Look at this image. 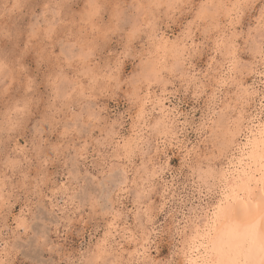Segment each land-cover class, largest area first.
Wrapping results in <instances>:
<instances>
[{
  "label": "snow or ice",
  "instance_id": "6c2138e0",
  "mask_svg": "<svg viewBox=\"0 0 264 264\" xmlns=\"http://www.w3.org/2000/svg\"><path fill=\"white\" fill-rule=\"evenodd\" d=\"M41 3L15 0L11 10L27 17L28 7L39 13ZM42 6L35 22L0 20V164L11 172L0 183L7 187L11 179L20 208L9 227L30 232L39 244L47 241L53 218L78 209L111 204L117 216L150 218L142 194L133 199L130 185L138 184L133 169L143 145L137 137L143 138L151 90L176 79L191 84L197 57L207 56V70L201 69L206 90L196 96L209 101L193 125L200 147L188 155L199 160L202 194L206 189L215 203L216 195L227 193L213 212L220 226L203 236L197 228L192 238L185 227L171 240L161 231L158 259L140 261L132 252L125 262L91 251L78 264H264V0H237L226 14L228 6L215 0H87L79 20L58 12L69 5ZM248 9L253 16L260 12L258 44L251 29L244 31ZM169 30L175 40L162 35ZM170 54L177 61L171 68ZM257 73L258 82L252 79ZM225 91L231 98L224 106L213 103ZM124 193L128 200L121 203ZM0 204L9 207L2 196ZM68 247L55 250L63 256Z\"/></svg>",
  "mask_w": 264,
  "mask_h": 264
},
{
  "label": "rangeland",
  "instance_id": "374dc122",
  "mask_svg": "<svg viewBox=\"0 0 264 264\" xmlns=\"http://www.w3.org/2000/svg\"><path fill=\"white\" fill-rule=\"evenodd\" d=\"M14 2L15 0H0V20H4L7 15L13 25L17 20L24 21L27 18L30 22H35L34 18L37 15L42 17L45 12L43 3L69 5L68 9H61L58 12L64 11L69 20L73 16L79 20L87 0H42L39 13L34 6L28 7L27 17L23 10L15 12L11 10V4ZM97 2L102 4L105 0H97ZM215 2L217 3L218 0ZM232 2H237V0H231L226 6L231 7ZM253 2L259 3V0H253ZM25 3L34 5V0H25ZM128 3L132 4L133 0H128ZM76 4L79 7H75ZM5 5L8 7L6 8ZM225 11L226 9L224 10L226 14ZM252 11L253 9H248L244 31L248 33L251 29L253 39L256 27L259 26V17L257 16L260 15V12L259 9H255L253 16L251 15ZM176 15L179 16L180 12L177 11ZM48 17L51 19V10H48ZM89 31H91L90 27ZM170 33L171 30L169 33H162V35L166 39L175 40V34L170 35ZM216 55H218L216 52H212V56ZM223 58L221 57V59ZM169 61L168 67L171 68L173 62L171 54ZM209 61L210 57H197L195 71L198 75L192 78L191 84L187 80L176 79L169 81L167 86L164 83H157L151 90L152 103L147 108L143 128L140 129L143 138L137 137L143 145L138 157L139 162L133 169V175L138 184L130 185L134 189L133 199L136 192L142 194L141 199L144 207L151 213L150 218L144 217L141 221L136 213L130 214L131 220L126 214L117 216L110 211L113 207L111 204L98 210L95 208L78 209L70 217L57 215L53 218L47 241L38 244L30 232L16 230L14 225L9 227L6 223L8 220H14L20 212V208L17 207L18 201L15 199V190L12 188V181L9 178L7 187L0 183V196L9 205L5 208L0 204V261L3 264H49V262L56 264L64 258H69L77 260L78 264L79 257L81 255L86 257L91 251H101L107 257L121 259L125 262L133 258L130 255L132 252L137 253L135 258L140 261L158 259L161 249L157 247L156 241L161 231L167 233L171 240L173 235L179 239L180 233L184 232L185 227L189 229L190 234L195 228L202 226L203 214L215 206L220 195L215 196V203H213L206 189L202 194L199 160L195 153L189 158L188 152L194 145L196 148L200 147L199 144H196L198 134L193 125H198L201 116L206 114L209 97H198L196 93L206 90L205 78L201 69L206 71ZM137 63L139 64V60ZM126 67L130 71V65H126ZM252 79H248L249 84L252 83ZM257 79L256 77L255 80L257 81ZM197 81L200 82L199 89L196 87ZM145 92H148L147 84H145ZM225 97L231 98L227 91L223 93V97L213 103H218L223 107L226 103ZM202 106L205 107L204 112L201 111ZM112 107L116 106L112 105ZM123 107L121 104V111H123ZM4 119V111L0 110V122H3ZM158 119L165 123L160 126L165 134L155 130V121ZM128 127L131 130L132 125L129 123ZM168 128H173L174 131L167 134ZM226 164L227 161H225ZM135 169H140V171L137 173ZM5 175L11 177V172L6 171L0 164V181ZM123 196L124 201L121 203L128 200L127 193H124ZM25 211L28 212V209L25 208ZM59 211L63 212V209L61 208ZM27 219L30 221L32 216L29 215ZM69 224L71 231L68 229ZM137 231L140 232L139 237L134 240L127 238L135 236ZM66 232L68 233L67 239L63 238V234ZM63 245H69V247L62 256L55 249ZM68 252H73L74 255L69 257Z\"/></svg>",
  "mask_w": 264,
  "mask_h": 264
},
{
  "label": "bare ground",
  "instance_id": "6f19581e",
  "mask_svg": "<svg viewBox=\"0 0 264 264\" xmlns=\"http://www.w3.org/2000/svg\"><path fill=\"white\" fill-rule=\"evenodd\" d=\"M228 2H231V0H218V2L217 3H221V4H223V5H227L228 4ZM233 4L234 3H236V2H232ZM228 9H230V7L228 6V8H226V11L225 12H227L228 11ZM225 10V9H224ZM223 10V11H224ZM257 17H259V16H257ZM258 27H256V32H255V34H254V38H253V40H254V42H256L257 44L259 43V39H260V32H261V30H262V26H261V24H260V22H259V19H258ZM172 58H173V62L171 63V64H173V63H176L177 61H176V59H175V57H173L172 56ZM256 77L258 78L257 79V82L259 81V74L257 73L256 74V76L254 77L255 79H256ZM164 116V115H163ZM166 117V116H165ZM163 120H164V118H163ZM157 123V121H155V124ZM168 123V122H167ZM154 124V123H153ZM165 123L162 121V123H161V126H163ZM163 128H161L160 127V132L162 133L163 132V130H162ZM171 129H173V128H171ZM164 131H166L165 129H164ZM159 132V133H160ZM177 132V131H176ZM156 133H158V132H156ZM164 133V132H163ZM162 133V134H163ZM167 133V132H166ZM161 134V135H162ZM165 134V133H164ZM160 135V134H159ZM167 135V134H166ZM177 136V135H176ZM174 138V137H173ZM156 141V140H155ZM162 143V142H161ZM171 145V144H170ZM229 159H230V157H229ZM238 162V161H237ZM151 175V174H150ZM152 176V175H151ZM201 176V175H200ZM220 196H219V199H218V201H217V203H219V200L221 199V197H222V195L223 196H226L227 195V193L225 192V193H222V194H219ZM214 210H215V206L212 208V209H210V210H207V211H205V213L203 214V220H202V226H198V228L200 229V235L201 236H203V235H205V233H206V231L207 230H211V229H214V228H217V227H219L220 226V223L216 220V218H215V216L213 215V212H214ZM196 229L197 228H195V230L193 231V232H191L190 234H189V238H192L193 236H195V234H196Z\"/></svg>",
  "mask_w": 264,
  "mask_h": 264
}]
</instances>
